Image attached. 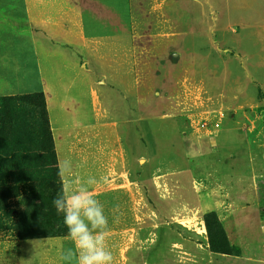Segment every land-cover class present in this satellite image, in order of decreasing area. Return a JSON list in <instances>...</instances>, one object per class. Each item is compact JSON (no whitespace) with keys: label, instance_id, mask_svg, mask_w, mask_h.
Returning a JSON list of instances; mask_svg holds the SVG:
<instances>
[{"label":"crops","instance_id":"0c3cea01","mask_svg":"<svg viewBox=\"0 0 264 264\" xmlns=\"http://www.w3.org/2000/svg\"><path fill=\"white\" fill-rule=\"evenodd\" d=\"M8 1L0 7V96L43 92L58 167L69 160L74 173L69 191L90 188L113 226L118 216L131 224L139 196L140 209L148 208L153 172L163 183L171 180L178 209L199 213L201 194L209 191L220 221L233 224L242 256L264 264L260 193L230 152L241 146L233 130L246 125L238 119L235 128L225 124L219 135L208 137L217 144L213 150L190 152L187 146V130H202V121L216 112L197 110V77L204 81L211 67L197 57L196 29H180L179 0ZM254 36L255 44L262 43L264 29H253ZM241 38L238 33L239 44ZM263 52L253 53L260 59L252 63L262 93ZM228 78L233 80L232 73L223 71L220 84ZM234 82L237 89L248 84L238 75ZM243 102L238 100L242 112ZM89 178L96 183L90 185ZM117 193L129 208L115 214ZM56 237L72 242L68 235ZM5 257L0 248V264H8ZM10 258L15 264L14 253Z\"/></svg>","mask_w":264,"mask_h":264},{"label":"rangeland","instance_id":"374dc122","mask_svg":"<svg viewBox=\"0 0 264 264\" xmlns=\"http://www.w3.org/2000/svg\"><path fill=\"white\" fill-rule=\"evenodd\" d=\"M6 4H9L8 0H0V7ZM5 11L8 12V8ZM177 11L181 18L180 29H196L194 37L199 61L204 60L211 67V75L207 77V72L205 77L209 88L205 79L202 81L197 77V98L201 100L197 110L216 112L202 121L208 122L207 127L195 129L194 134L187 130V146L190 152L203 147L213 150L217 144L208 137L219 135L225 124L235 128L239 120L244 122L246 128L233 130L241 146L230 152L238 156L239 164L252 174L264 211V104H260L264 101V93L252 79L255 74L252 63L260 59L253 53L264 49V41L255 44L257 37H253V29H264L261 27L264 24V0H179ZM189 18L194 22L191 20L188 25ZM238 33L242 36L241 44ZM226 70L232 73L233 80L224 79L229 83L222 85L221 75ZM258 71L264 73V67H258ZM237 75L248 83L241 89H237L234 82ZM42 93L38 88L12 95L23 102L17 106L7 104L4 111H0V248L5 252V260L9 259L8 264L12 253L15 264H69L61 257L68 249L75 251L74 243L64 237L32 238L33 233L48 232L40 227L51 218L63 221V214H58L52 203L62 187ZM227 94L230 96L228 101H219V97L225 98ZM179 96L176 95L178 99ZM3 98L10 96H0V102ZM238 100L245 103L243 112ZM154 173L148 190V208L140 209L139 196L127 221L131 224L123 225L118 216L119 224L113 226L112 220L108 219L111 226L106 248L112 254V264L260 263L252 257L242 256L233 224L219 220L209 191L201 194L203 209L193 214L187 208L181 210L175 206L174 197L178 196L171 180L166 179L163 183ZM36 196L42 199L39 213L31 209ZM116 196L115 214L120 208L127 211L128 204L119 199L122 195L117 193Z\"/></svg>","mask_w":264,"mask_h":264},{"label":"clouds","instance_id":"9594fccd","mask_svg":"<svg viewBox=\"0 0 264 264\" xmlns=\"http://www.w3.org/2000/svg\"><path fill=\"white\" fill-rule=\"evenodd\" d=\"M69 160L59 165L58 175L61 179V192L52 203L58 214H63V224L68 229V236L75 245V251L68 249L61 259L72 264H112V254L106 248L108 235V218L104 214L103 205L92 195L90 188H81L70 192ZM93 185L96 181L88 179Z\"/></svg>","mask_w":264,"mask_h":264},{"label":"trees","instance_id":"16d2710c","mask_svg":"<svg viewBox=\"0 0 264 264\" xmlns=\"http://www.w3.org/2000/svg\"><path fill=\"white\" fill-rule=\"evenodd\" d=\"M43 98H44V104L46 107L44 94H43ZM22 102H23L22 99L17 98L16 96H10V98H3L0 102V111H4V109L7 107L6 106L7 104L17 106V105H20ZM46 117H47L48 124H49L47 108H46ZM49 129H50V124H49ZM50 134L52 137L51 129H50ZM52 140H53V137H52ZM53 142H54V140H53ZM54 150H55V145H54ZM54 152H55L56 163H57L56 165L58 167L56 150ZM58 171H59V167H58ZM61 187H62V185H61ZM31 204H32L31 209L34 212L39 213L42 210V199L40 197H38V196L34 197V200ZM40 228H46L48 230V232L47 233H33L32 238H47V237L67 236L68 235L67 227L63 224V221L58 219L57 217L51 218L45 225H43ZM38 230H40V229H38ZM240 251H241V249H240Z\"/></svg>","mask_w":264,"mask_h":264},{"label":"built area","instance_id":"2783aa9c","mask_svg":"<svg viewBox=\"0 0 264 264\" xmlns=\"http://www.w3.org/2000/svg\"><path fill=\"white\" fill-rule=\"evenodd\" d=\"M205 126H206V127L208 126V122H203V123L201 124V127L205 128ZM218 126H219V125H218Z\"/></svg>","mask_w":264,"mask_h":264}]
</instances>
